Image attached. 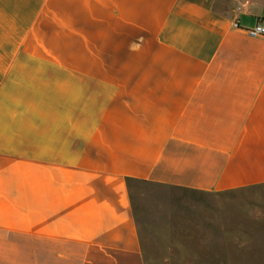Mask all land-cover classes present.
Listing matches in <instances>:
<instances>
[{
	"label": "crops",
	"instance_id": "1",
	"mask_svg": "<svg viewBox=\"0 0 264 264\" xmlns=\"http://www.w3.org/2000/svg\"><path fill=\"white\" fill-rule=\"evenodd\" d=\"M258 23L264 3L0 0V264H145L129 179L264 184Z\"/></svg>",
	"mask_w": 264,
	"mask_h": 264
},
{
	"label": "rangeland",
	"instance_id": "2",
	"mask_svg": "<svg viewBox=\"0 0 264 264\" xmlns=\"http://www.w3.org/2000/svg\"><path fill=\"white\" fill-rule=\"evenodd\" d=\"M230 15L264 0H212ZM145 264H264V184L207 193L134 182Z\"/></svg>",
	"mask_w": 264,
	"mask_h": 264
},
{
	"label": "built area",
	"instance_id": "3",
	"mask_svg": "<svg viewBox=\"0 0 264 264\" xmlns=\"http://www.w3.org/2000/svg\"><path fill=\"white\" fill-rule=\"evenodd\" d=\"M233 26L238 27L236 22H233ZM246 32L251 37L264 35V24L258 23L254 25L253 27L247 28Z\"/></svg>",
	"mask_w": 264,
	"mask_h": 264
},
{
	"label": "trees",
	"instance_id": "4",
	"mask_svg": "<svg viewBox=\"0 0 264 264\" xmlns=\"http://www.w3.org/2000/svg\"><path fill=\"white\" fill-rule=\"evenodd\" d=\"M134 182H143V181L129 179V182H128L129 189L131 188V185H132V183H134ZM144 183H149V182H144ZM194 191H195V190H194Z\"/></svg>",
	"mask_w": 264,
	"mask_h": 264
}]
</instances>
